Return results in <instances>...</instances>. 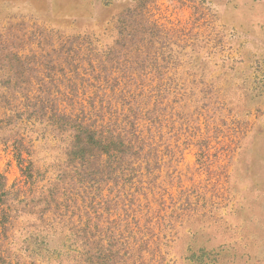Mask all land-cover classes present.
<instances>
[{
	"label": "rangeland",
	"instance_id": "374dc122",
	"mask_svg": "<svg viewBox=\"0 0 264 264\" xmlns=\"http://www.w3.org/2000/svg\"><path fill=\"white\" fill-rule=\"evenodd\" d=\"M136 21L159 34L156 48L138 53L129 37L124 50L122 24L131 32ZM117 79L174 89L159 108L164 137L152 172L144 162L143 183L104 191L121 196L110 220L124 215L132 195L140 198L141 225L155 235L156 252L145 251L151 264H264V0H0V84L33 82L35 93L43 81L70 96V83L85 82L84 98L97 92L91 83ZM17 129L30 145L24 157L40 171L39 189L58 181L68 141L46 121L0 130L6 189L32 198L15 154ZM35 218H15L7 262L31 264L22 244ZM50 239L54 255L62 253L52 264H74L64 239Z\"/></svg>",
	"mask_w": 264,
	"mask_h": 264
},
{
	"label": "trees",
	"instance_id": "16d2710c",
	"mask_svg": "<svg viewBox=\"0 0 264 264\" xmlns=\"http://www.w3.org/2000/svg\"><path fill=\"white\" fill-rule=\"evenodd\" d=\"M121 28L124 50L129 37L138 53L156 48L160 39L153 28H141L138 21L134 31H128L124 22ZM33 85V82L8 80L0 84V113L5 115L0 118V130L14 131L20 121H46L56 135L68 141L66 167L57 182L39 189L35 178L40 176V171L33 160L24 157L25 151H31L30 145L16 130L15 154L22 174L31 181L29 194L33 196L12 197L14 192L6 189L0 174V264H13L6 261L4 254L9 250L5 242L11 237L15 218L25 211L36 216L30 221L22 244L31 264H52L61 257L62 253L54 255L57 250L52 249V235L64 239L62 245L74 264H151L145 251L156 252L152 249L155 235L147 237L152 230L146 227V231L141 225L138 208L142 203L137 205L140 198L132 195L123 207L124 215L118 213L119 217L110 220L111 210L115 207L118 211L121 196L110 198L108 193L106 197L104 191L123 189L125 182L131 187L137 178L143 183L139 171L144 162L148 172H152L151 159L157 156L158 144L164 137V119L159 108L167 109V91L173 90L174 84L106 80L91 83L97 92L84 98L80 97V89L86 94L85 82L70 83L73 93L62 94L63 97L54 92V83H37L35 93H32ZM10 138L12 134L3 140L8 143ZM16 199L22 208L16 206Z\"/></svg>",
	"mask_w": 264,
	"mask_h": 264
}]
</instances>
